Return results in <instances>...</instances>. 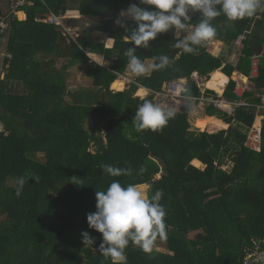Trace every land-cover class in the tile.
<instances>
[{
    "label": "trees",
    "instance_id": "16d2710c",
    "mask_svg": "<svg viewBox=\"0 0 264 264\" xmlns=\"http://www.w3.org/2000/svg\"><path fill=\"white\" fill-rule=\"evenodd\" d=\"M43 2L32 0L23 7V21L11 17L0 38L12 56L0 80V264H111L95 249L102 235L89 228L87 215L96 211V191L113 180L150 184V194L163 192L159 203L166 211V239L158 237L150 253L129 243L127 264H242L249 240L264 239V119L260 149L253 151L244 144L255 119L253 108L238 107L232 116L205 108L206 116L228 125L216 133L192 128L190 104L158 131L138 132L132 118L145 99L153 101L151 95L135 96L139 87L160 91L164 82L186 78L188 94L195 96L192 72L205 80L215 71L228 78L248 76L253 57L258 61L252 81L257 93L264 92V10L237 21L216 18L214 39L223 44L217 56L208 53L205 43L198 54L177 49L184 37L176 30L158 35L136 55L152 63L167 55L170 64L135 76L139 86L122 91L116 79L126 70L124 51L133 45L114 21L138 0H76L81 16L71 22L79 28L76 42L36 21L48 9L69 10L68 1ZM191 15L190 23H198L199 13ZM84 18L96 21L86 27ZM93 32L112 38V47L93 39ZM239 36L245 38L242 56L230 61ZM88 53L100 56L104 65L91 61ZM83 65L90 89L71 92L76 84L71 74ZM233 87L230 80L225 98L236 99ZM245 97L259 103L252 95ZM102 165L130 167L132 175L111 177ZM22 176L27 182L18 197L15 181ZM30 177H39V183ZM83 232L95 238L93 247L83 244Z\"/></svg>",
    "mask_w": 264,
    "mask_h": 264
},
{
    "label": "clouds",
    "instance_id": "9594fccd",
    "mask_svg": "<svg viewBox=\"0 0 264 264\" xmlns=\"http://www.w3.org/2000/svg\"><path fill=\"white\" fill-rule=\"evenodd\" d=\"M259 10H264V0H138V3H131L121 11L114 23L129 33L127 39L133 45L124 51L128 58L126 69L140 76L149 71L163 70L171 62L167 55H160L153 58L158 62L146 65L136 55L138 48H149L150 42L155 41L158 35L191 27L193 30L175 47L184 53L198 54V46L216 36L213 25L216 18L224 16L228 21H237L252 17ZM193 13H199V21L194 25L190 23ZM126 20L133 21L136 27L128 28ZM174 115L170 107L145 99L138 105L132 122L138 132L158 131L167 126ZM101 167L111 177L132 175L130 167ZM30 178L39 183V177ZM26 182L23 176L16 179V196L21 195ZM150 192V184H122L119 180H113L106 189L96 191V211L87 215V223L90 229L102 235V242L95 249L102 257L110 258L111 264H127L125 249L129 243L150 253L158 237L166 239V211L159 203L163 192ZM81 235L84 245H95V238L88 232Z\"/></svg>",
    "mask_w": 264,
    "mask_h": 264
},
{
    "label": "built area",
    "instance_id": "2783aa9c",
    "mask_svg": "<svg viewBox=\"0 0 264 264\" xmlns=\"http://www.w3.org/2000/svg\"><path fill=\"white\" fill-rule=\"evenodd\" d=\"M40 1L43 2V0ZM31 5L32 0H6L5 9L0 8V38L5 36L7 33L6 28H8V20L11 17H15L17 20H19L18 14L22 12L21 9L25 6ZM73 13H77V11L62 10L60 8L56 13L54 10L48 9L47 12L43 16L37 18L36 21L57 28L67 40L76 42L78 29L71 25V22L76 20V16H74ZM192 30L193 29L189 27L184 31L176 30L175 32L177 35L185 37ZM244 39V36H239L231 46L232 55L236 59L242 56L241 48L242 41ZM217 43L218 42L214 38L205 43L208 53L213 55V52L216 49L215 44ZM107 46L108 45L105 43L106 48H108ZM220 51L221 48L219 47L218 52ZM5 57L7 61L4 67L7 69L12 56L10 53H7ZM256 73L257 57H253L251 58L249 75L245 76L233 73L230 78L226 77V82L219 87L221 89L220 92H217L215 89H211L206 86V82L210 79L211 75L209 76L208 80H205L194 71L190 74V80L194 83L197 89V94L195 96H190L188 94V80L186 78L166 81L162 84L160 91H152L147 89L145 91V96H139L137 95V92L135 93V96L142 99L151 95L153 97V102L162 103L167 107H170L175 114L180 112L189 104L191 105V108L194 106L202 107L203 109L212 107L218 111H221L227 116H232L234 114V110L238 107L253 108L255 110V119L247 132V145L246 142L244 144L253 151H259L261 122L264 119V92L257 93L256 91V87L252 81V79L256 76ZM236 75L239 77L235 78ZM135 76L136 75L127 72L117 75L116 81H121L123 83L122 91L129 89L131 84L139 86L135 80ZM230 80L234 83L233 94L235 95L236 99L233 100H229L223 96L224 90ZM112 91L118 92L114 90ZM246 95H252L258 98L259 103H248L245 97ZM256 119L259 120L258 124H255ZM242 253V264L264 263V239L257 240L251 238L249 243L243 247Z\"/></svg>",
    "mask_w": 264,
    "mask_h": 264
},
{
    "label": "crops",
    "instance_id": "0c3cea01",
    "mask_svg": "<svg viewBox=\"0 0 264 264\" xmlns=\"http://www.w3.org/2000/svg\"><path fill=\"white\" fill-rule=\"evenodd\" d=\"M68 1V5H69V10H72V11H77L76 10V5H77V2H76V0H67ZM5 4H6V0H0V8L1 9H5ZM77 12H79V11H77ZM18 17H19V21H23V20H25V13L22 11L21 13H19L18 14ZM81 18V16H80V13H79V15H77L76 16V20L77 19H80ZM85 20H84V22H85V26L86 27H88V26H91V25H93V23L96 21V18H93V19H88V18H84ZM84 22H82V23H84ZM75 28H77V29H79L78 27H76V26H74ZM91 36H92V38L93 39H95V38H97V37H100L101 38V40L100 41H103L104 42V44L105 43H107V47L108 48H111L112 47V44H113V40L111 39V40H109V38L108 37H106L104 34H99L98 32H93L92 34H91ZM4 46H5V44H4V40L3 39H0V80H2L3 78H4V74H5V72H4V70H5V65L3 64V62H4V58H6L5 57V55L7 54V52H6V50H5V48H4ZM215 47H216V49H215V51H214V54H213V56H217L220 52H218V48L220 47L221 48V50L223 49V44L221 43V42H218L217 44H215ZM231 56L233 57V55L231 54ZM88 57H89V59L90 60H92L93 62H95V63H97V64H100V65H104V62H103V59L100 57V56H98V55H95V54H91V53H88ZM94 58H96V60L94 59ZM233 58H235V57H233ZM257 61H258V58H257ZM100 62V63H99ZM146 65H150V64H152V61H150V60H146L145 62H144ZM57 67H59V65L57 66ZM126 72L127 73H130L128 70H126ZM149 73V72H148ZM238 74V73H237ZM74 79L72 80V81H75L76 82V78L75 77H73ZM116 82V81H115ZM76 85V84H75ZM111 88H112V85H111ZM140 89H142V90H146L145 88H142V87H140ZM139 89V90H140ZM146 94V93H145ZM145 96V95H144ZM203 118V117H202ZM204 118L206 119V120H204L203 122H207V124L206 125H204V126H201L202 127V131H208V124H209V120H211V118H213V119H216V118H214V117H209V116H204ZM197 121L198 120H200V119H196ZM216 120H218V121H221V120H219V119H216ZM257 120V119H256ZM224 125H225V127H223V128H220L221 130L223 129V130H226L227 128H228V125L227 124H225L223 121H221ZM258 123H259V120H258ZM196 127H198V126H196ZM3 130V127H2V125L0 124V131H2ZM216 130H219V129H214V130H212V131H208L209 133H213V132H215ZM196 162V163H195ZM197 160H193V163H195L196 165L195 166H198L197 164L199 163L200 165H201V168H203V165L200 163V162H198ZM191 164H192V162H191ZM193 165V164H192ZM194 166V165H193ZM155 250L156 251H159V252H165V250L164 249H162V248H159V247H155Z\"/></svg>",
    "mask_w": 264,
    "mask_h": 264
},
{
    "label": "rangeland",
    "instance_id": "374dc122",
    "mask_svg": "<svg viewBox=\"0 0 264 264\" xmlns=\"http://www.w3.org/2000/svg\"><path fill=\"white\" fill-rule=\"evenodd\" d=\"M100 40H101V38H99ZM107 44V43H106ZM213 54H214V52H213ZM88 56V55H87ZM95 60H96V58H94ZM229 60L230 61H235L236 60V58H233L232 56L231 57H229ZM92 61V60H91ZM97 61V60H96ZM100 63V62H99ZM79 70H78V72H75V71H73L72 72V77L71 78H73V77H75L76 78V85L74 84V85H72L70 88H69V91H71V92H73V91H75V90H77V89H83V90H85V89H90V82L87 80V78L85 77V72H84V70L86 69V67H85V65H83V66H81L80 68H78ZM127 70V69H126ZM126 70L124 71V72H126ZM239 76L238 75H236L235 76V78H238ZM115 82V81H114ZM110 89L111 90H113L112 88H111V86H110ZM115 91V90H114ZM118 92H120V91H118ZM122 92V91H121ZM138 95V94H137ZM140 96V95H139ZM144 96V95H143ZM189 115H190V118L189 119H191L190 120V122H191V124H192V128H195V129H197V130H199L200 132H203L202 131V127H201V125H200V121H204V120H206L205 118H204V116H205V113H204V109L202 108V107H197V106H194V107H192L191 109H190V111H189ZM203 117V118H202ZM196 119H200V120H196ZM222 121V120H221ZM256 124V123H255ZM196 126H198V127H196ZM223 130V129H222ZM218 131H221V129H219V130H216L215 132H213V133H216V132H218ZM205 132H208V131H206L205 130ZM209 133V132H208ZM246 145H247V142H246ZM197 168H201V165L199 166V167H197ZM224 169H228V167H224ZM158 178V176H156L155 177V180ZM166 252V251H165Z\"/></svg>",
    "mask_w": 264,
    "mask_h": 264
},
{
    "label": "bare ground",
    "instance_id": "6f19581e",
    "mask_svg": "<svg viewBox=\"0 0 264 264\" xmlns=\"http://www.w3.org/2000/svg\"><path fill=\"white\" fill-rule=\"evenodd\" d=\"M74 16H77V13H73ZM226 77L219 71H215L211 74L210 79L206 82V86L211 88V89H215L217 92H220L221 89L219 88L220 86H222L225 82H226ZM145 91L146 90H138L137 94L140 96L145 95ZM256 124H258V119L256 120ZM225 127V125L221 122L218 121L216 119L211 118V120H209V124H208V131H212L214 129H220ZM196 163V162H195ZM195 163H193L194 165H196ZM198 163V162H197ZM199 167L200 164H197Z\"/></svg>",
    "mask_w": 264,
    "mask_h": 264
},
{
    "label": "water",
    "instance_id": "95a60500",
    "mask_svg": "<svg viewBox=\"0 0 264 264\" xmlns=\"http://www.w3.org/2000/svg\"><path fill=\"white\" fill-rule=\"evenodd\" d=\"M77 14L79 15V12H77ZM148 73H146V74H143V75H140V76H145V75H147Z\"/></svg>",
    "mask_w": 264,
    "mask_h": 264
}]
</instances>
